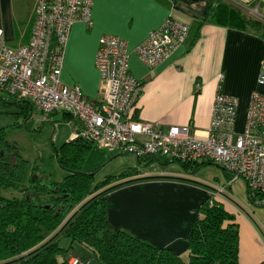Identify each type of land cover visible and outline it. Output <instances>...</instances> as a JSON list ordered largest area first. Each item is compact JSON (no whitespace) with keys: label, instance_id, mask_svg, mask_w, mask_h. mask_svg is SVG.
Segmentation results:
<instances>
[{"label":"crops","instance_id":"crops-1","mask_svg":"<svg viewBox=\"0 0 264 264\" xmlns=\"http://www.w3.org/2000/svg\"><path fill=\"white\" fill-rule=\"evenodd\" d=\"M36 1L0 0V27L7 44L20 47L29 42ZM232 1L249 9L257 7L264 18V0ZM210 3L213 1L93 0L92 25L76 22L70 27L63 50L62 83L77 86L87 99L96 100L101 86L95 66L99 41L104 35L115 36L126 42L130 74L141 84L131 113L133 118L156 123L163 129L188 126L191 137L203 139L221 80V92L238 101L233 129L241 133L252 91L258 89L264 95V86L256 85L264 60V38L202 21ZM168 18L188 26L187 38L167 58L148 69L133 50ZM59 112L66 122L62 137L71 142L81 123L62 111L53 114ZM40 116L32 109L29 118L38 126ZM135 160L136 165L129 164L121 172L131 169L136 173L111 184L106 194V217L111 226L126 229L139 239L157 247H168L183 256L190 223L197 218L200 205L214 197L234 216L237 224L239 264H260L264 260V230L224 196L191 180L192 174L217 163L205 162L208 164L194 173L182 169L183 173L162 168L177 163L166 158L141 165L136 157ZM157 164L161 169H155ZM228 186L231 188V184Z\"/></svg>","mask_w":264,"mask_h":264},{"label":"built area","instance_id":"built-area-1","mask_svg":"<svg viewBox=\"0 0 264 264\" xmlns=\"http://www.w3.org/2000/svg\"><path fill=\"white\" fill-rule=\"evenodd\" d=\"M92 5L93 0H37L30 40L20 47L7 44L0 27V99L25 101L41 115L38 123L62 111L81 123L76 137L137 160L217 163L232 174L233 181L242 179L252 201L264 208V95L258 89L251 93L244 130L235 133L238 101L221 92L219 80L205 137L196 139L188 126L163 129L132 117L141 84L130 74V51L118 37L100 38L95 66L101 86L96 100L87 99L77 86L62 83L63 50L70 27L76 22L91 26ZM187 35L186 24L168 18L133 52L152 69L183 44ZM256 85L264 86V60ZM224 192L225 186L215 194ZM209 200L212 204L214 197ZM67 264L92 263L70 256Z\"/></svg>","mask_w":264,"mask_h":264},{"label":"trees","instance_id":"trees-1","mask_svg":"<svg viewBox=\"0 0 264 264\" xmlns=\"http://www.w3.org/2000/svg\"><path fill=\"white\" fill-rule=\"evenodd\" d=\"M211 1L202 21L264 38L262 21L245 16L224 0ZM9 102L19 106L25 118L30 117L32 108L25 101ZM92 144L79 137L63 146L65 152L58 156L66 172L62 181L52 182L41 176L31 181L35 171L28 174L26 162L0 130V187L22 194L19 199L0 197V264H67L70 256H76L72 252L76 244L86 250L77 257L87 259L89 255L92 264H239L234 216L222 203L213 200L210 204V198L200 205L197 218L189 225L188 261L168 247L154 246L126 229L111 226L106 217V194L111 184L136 170L94 182V172L87 175L78 171ZM151 161L147 158L137 163ZM204 164L208 163H179L191 173Z\"/></svg>","mask_w":264,"mask_h":264},{"label":"rangeland","instance_id":"rangeland-1","mask_svg":"<svg viewBox=\"0 0 264 264\" xmlns=\"http://www.w3.org/2000/svg\"><path fill=\"white\" fill-rule=\"evenodd\" d=\"M224 1L237 7L245 16L264 23V18L257 7L249 9L236 5L232 0ZM12 103L0 99V130L4 140L16 147L18 156L26 162L28 174L35 171L33 175L37 177L41 176L52 182L62 181L66 172L59 165L58 156L65 152L63 146L68 142L62 137L66 131V122L62 120L61 112L50 115L37 126L34 125L33 118H25L20 107ZM129 164L136 165L134 156L121 154L117 149L112 150L93 143L78 171L87 175L94 172V182L97 183L110 174H120ZM162 168H167L169 172H183L177 163H169ZM155 169H161V165L157 164ZM191 176L192 181L214 192L225 185L222 196L236 206L249 221L255 223L256 227L264 230V208L249 199L246 184L242 179L233 181L232 174L218 164L207 165ZM229 182H232L231 188L228 186ZM0 197L19 199L22 194L13 188L0 187ZM84 251L86 250L77 244L73 246L72 252L76 256H83ZM183 254L182 259L188 261V252ZM85 257L94 263L89 255Z\"/></svg>","mask_w":264,"mask_h":264},{"label":"water","instance_id":"water-1","mask_svg":"<svg viewBox=\"0 0 264 264\" xmlns=\"http://www.w3.org/2000/svg\"><path fill=\"white\" fill-rule=\"evenodd\" d=\"M79 137H76V138H74L72 141L74 142V141H76L77 139H78ZM40 180V179H38L37 178V176L36 175H33L32 177H31V181H34V180Z\"/></svg>","mask_w":264,"mask_h":264}]
</instances>
